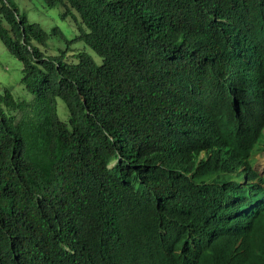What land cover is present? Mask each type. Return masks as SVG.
I'll return each mask as SVG.
<instances>
[{
  "label": "trees",
  "instance_id": "obj_1",
  "mask_svg": "<svg viewBox=\"0 0 264 264\" xmlns=\"http://www.w3.org/2000/svg\"><path fill=\"white\" fill-rule=\"evenodd\" d=\"M44 1L72 39L0 0V264H264V0Z\"/></svg>",
  "mask_w": 264,
  "mask_h": 264
},
{
  "label": "rangeland",
  "instance_id": "obj_2",
  "mask_svg": "<svg viewBox=\"0 0 264 264\" xmlns=\"http://www.w3.org/2000/svg\"><path fill=\"white\" fill-rule=\"evenodd\" d=\"M22 13H25L31 23L40 24L47 32L58 27L72 39L75 34V25L72 20H63L61 14L64 9L62 6L49 8L44 0H13ZM64 48V43L62 42ZM23 66L14 56H12L2 41L0 40V93L4 88L12 89L13 94L20 100H28L31 96L22 88ZM59 114L61 119L67 115L65 105L59 101ZM256 168L261 170L264 167V153L256 157Z\"/></svg>",
  "mask_w": 264,
  "mask_h": 264
},
{
  "label": "clouds",
  "instance_id": "obj_3",
  "mask_svg": "<svg viewBox=\"0 0 264 264\" xmlns=\"http://www.w3.org/2000/svg\"><path fill=\"white\" fill-rule=\"evenodd\" d=\"M264 153V129L262 131V138L259 141V143L257 144L256 148H255V152L254 154L251 156L250 161L252 162V169L258 174V176L263 177L264 176V167L263 169L259 170L256 168V157L261 154ZM201 159H205L207 160V154L205 151L201 152ZM244 168H240L239 172L243 171ZM240 185H244L247 183V178L245 179H240L239 181ZM182 248H187L188 250H194L196 247L195 246H189L187 245V247L183 246ZM182 259H185V251L182 249Z\"/></svg>",
  "mask_w": 264,
  "mask_h": 264
},
{
  "label": "bare ground",
  "instance_id": "obj_4",
  "mask_svg": "<svg viewBox=\"0 0 264 264\" xmlns=\"http://www.w3.org/2000/svg\"><path fill=\"white\" fill-rule=\"evenodd\" d=\"M257 119H258V117H257ZM209 221V220H208ZM211 244V243H210ZM212 245V244H211Z\"/></svg>",
  "mask_w": 264,
  "mask_h": 264
}]
</instances>
